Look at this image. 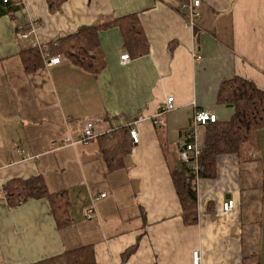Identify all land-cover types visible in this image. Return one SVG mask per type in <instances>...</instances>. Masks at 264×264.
Segmentation results:
<instances>
[{
    "label": "crops",
    "instance_id": "obj_1",
    "mask_svg": "<svg viewBox=\"0 0 264 264\" xmlns=\"http://www.w3.org/2000/svg\"><path fill=\"white\" fill-rule=\"evenodd\" d=\"M12 1L17 9L0 15V190L41 175L49 190L67 191L72 221L58 226L47 198L12 207L0 194V264H32L83 244L99 264H191L193 250L201 264H264V127L254 148L220 155L215 176L198 178L196 224L184 222L172 178L187 132L205 141L196 111L233 115L217 102L221 82L241 76L264 89V0H200L193 24L195 0H65L57 11L47 0ZM130 14L149 43L143 55L124 62V36L110 26L99 31L97 72L53 53L59 63L48 57L25 69L21 51L34 42ZM168 96L175 109L158 115ZM90 119L93 138L63 144ZM128 123L139 142L109 169L99 136ZM228 199L234 207L224 212Z\"/></svg>",
    "mask_w": 264,
    "mask_h": 264
},
{
    "label": "trees",
    "instance_id": "obj_2",
    "mask_svg": "<svg viewBox=\"0 0 264 264\" xmlns=\"http://www.w3.org/2000/svg\"><path fill=\"white\" fill-rule=\"evenodd\" d=\"M50 10L57 11L65 0H47ZM188 3V0H179ZM12 0H0V15L17 9ZM120 27L124 36V48L130 57L146 53L149 43L137 14L107 18L93 25L81 26L75 33L58 38L49 43L51 53L64 54L84 70L97 72L100 59L99 31L110 27ZM25 69L37 71L44 65L43 50L30 46L21 51ZM97 62V63H96ZM96 63V64H95ZM217 102L228 105L234 112L228 120H216L206 124V137L197 158L183 161L179 169L172 171V178L183 208L186 224L198 221V195L196 182L198 178L214 177L217 159L222 154L241 155L245 148L256 145V133L264 127V89L255 82L234 76L221 82ZM190 132V133H189ZM188 131L186 136L191 133ZM187 140V138H185ZM101 151L109 169L124 164L130 153L133 139L128 126H121L99 136ZM0 194L9 206H18L31 198H47L51 211L60 227L67 226L72 218L66 190H49L41 175L29 178H14L3 183ZM131 249L128 251L130 252ZM32 264H99L94 256L92 245L83 244L66 249L61 254Z\"/></svg>",
    "mask_w": 264,
    "mask_h": 264
},
{
    "label": "built area",
    "instance_id": "obj_3",
    "mask_svg": "<svg viewBox=\"0 0 264 264\" xmlns=\"http://www.w3.org/2000/svg\"><path fill=\"white\" fill-rule=\"evenodd\" d=\"M7 2L8 0H4ZM200 3V0H195L193 5H190L189 11H190V21L193 22V18L198 15V13L195 11V7L198 6ZM33 29V27L31 28ZM30 36V30H24L23 27L20 28V38L23 40H28ZM32 46H38L40 49L43 50L44 59H47L49 57V61H47L48 64H55L59 63L61 58L60 55H52L50 52V45L49 44H39L38 42H34ZM130 59V56L128 53L122 54V60L124 62H127ZM175 109V102H174V96H168L164 103L160 107V111L158 115L163 114L164 112H168ZM143 117L139 116L138 120H142ZM137 120V121H138ZM217 120V116L214 113H211L206 110H197L194 116V122L196 124L200 125H206L207 123L214 122ZM136 121V122H137ZM161 121V120H159ZM156 120V122H159ZM94 120L90 119L86 122L85 128L78 134V136L75 138L72 134H68L64 140V145H75L77 142L87 141L91 138H93L96 134L94 133ZM132 123L125 124L124 126H128L130 128V134L133 139V142L138 143L139 142V132L135 127H132ZM187 140H184V143L182 145V149L180 151V157L183 161H188L192 156L197 158L201 152V145H199L195 140L194 136L192 134H188L186 136ZM2 183V178L0 176V184ZM106 193H102L100 197L95 198V202L100 199L106 197ZM234 207V201L232 199H228L223 203V211L224 212H230ZM93 212V205H90L86 208L85 215L87 217H91ZM191 264H201V256L199 250H193L191 255Z\"/></svg>",
    "mask_w": 264,
    "mask_h": 264
},
{
    "label": "bare ground",
    "instance_id": "obj_4",
    "mask_svg": "<svg viewBox=\"0 0 264 264\" xmlns=\"http://www.w3.org/2000/svg\"><path fill=\"white\" fill-rule=\"evenodd\" d=\"M194 136V135H193Z\"/></svg>",
    "mask_w": 264,
    "mask_h": 264
}]
</instances>
